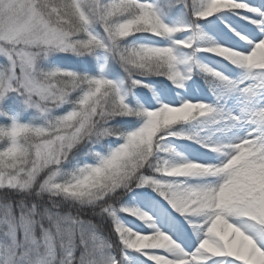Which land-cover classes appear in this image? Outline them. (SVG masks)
<instances>
[{
    "label": "snow or ice",
    "instance_id": "6c2138e0",
    "mask_svg": "<svg viewBox=\"0 0 264 264\" xmlns=\"http://www.w3.org/2000/svg\"><path fill=\"white\" fill-rule=\"evenodd\" d=\"M0 264H264V0H0Z\"/></svg>",
    "mask_w": 264,
    "mask_h": 264
}]
</instances>
